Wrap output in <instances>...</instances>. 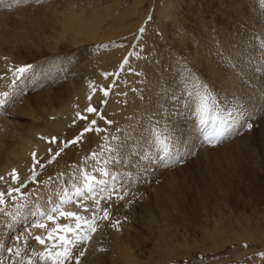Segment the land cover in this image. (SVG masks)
Returning a JSON list of instances; mask_svg holds the SVG:
<instances>
[{
  "label": "rangeland",
  "instance_id": "374dc122",
  "mask_svg": "<svg viewBox=\"0 0 264 264\" xmlns=\"http://www.w3.org/2000/svg\"><path fill=\"white\" fill-rule=\"evenodd\" d=\"M231 3H234L232 4L233 9L229 8ZM66 4L71 10L83 11L86 16L85 20L91 23L92 27L100 28L97 39L89 40L87 44L79 46L76 50L79 52L77 62L81 61L80 67L75 68L71 73L61 72V77H56L54 82L47 83L49 76L38 68L49 64L43 69L56 67L61 71L65 61H69L64 58L55 61L49 53L38 57L31 64L34 67L29 72V78L20 100L22 106L29 109L30 105L34 106L36 98L40 101V97L47 95L48 92L54 105L45 99L40 101L37 108L39 116H45L51 108L56 107L59 100H64L72 104L77 112L87 115L89 120L96 119V127L100 131L87 133L82 143L68 148L55 162L39 172L38 181H47L51 177V183L47 187L40 184L38 194L34 197V200L38 199L41 202V204L39 202L36 204L37 207L40 208V205L46 203V209L54 197L60 195L62 188L71 194L72 187L77 182L76 176L81 174V170H87L100 179L99 170L102 168L108 170L107 166L111 164L108 162L111 155L106 156L105 152L113 149L111 142L114 139H117L115 141L122 139L121 142L128 143L122 148L120 142L118 145L119 154L125 152L130 144L136 143L137 140L144 141L154 123L149 126L146 123H140L143 118L139 115L140 111L149 112L150 106L160 104L162 107H166L165 105H168L169 97H171V104L176 103L178 110L174 113L171 111L176 118H171L168 122L174 125L180 123L185 126L187 124L185 115L187 112L193 111L190 107L184 108L183 100H190V104L195 105L194 96H190L193 93V85L189 82V73L194 70L191 73L192 77L196 76V81L207 85L199 63L201 60L207 64L215 63V58L212 57L215 52L210 54L203 50L198 51L199 41H209L213 48H219V44L228 35L225 30L231 26L232 19L242 18L241 27L246 26V28H240L241 30L234 36H248L246 45H252L260 50L255 49L252 56L247 59L253 68H257V72H260V78L263 80L259 92L256 93L255 87L251 86V83L240 86L237 91L233 90L230 84L225 83L228 79L222 64H219L211 76V85L207 86L211 91L213 90V95L219 96L220 100L219 102L216 100V107L219 108L220 115H225L223 108L219 107L220 102H224L223 107L231 105L233 108L242 103L247 113L256 117L252 132L245 131L242 135L233 136L216 146L205 144L204 147L196 150L194 156L188 157L181 164L159 167L155 171L152 168L151 172L148 171V175L141 174L138 180L141 184L136 185L135 199H132L130 204L114 200L109 207L102 201V206L109 207L111 215L109 220L104 221L105 223L98 222V226L100 224L98 230H101L99 237L94 234V238L86 246L87 251L81 258V264H123L119 254L113 252L112 249V244L115 242L112 241V233L117 232L120 233L119 238H116L117 242L126 244L125 248H132V253L137 258L136 262L154 264V259L149 258L152 256L156 257L155 260L160 258L157 257L156 252H152L157 251V242L161 240V229L159 228L173 227L178 228L179 239L185 240L182 244L186 245L179 249L177 257L165 264H264V257L260 255L264 253L263 236L259 235L257 230L252 229L255 225H260L257 229L264 231V37H262L264 36L262 34L264 33V0H30V4L27 5L34 6L36 11L50 10V21L54 24L57 20L63 19V14H57V11L65 10ZM3 10L0 9V12ZM201 26L206 28L202 30ZM141 28L144 29L142 34L140 33ZM176 38L187 43L189 48H183L180 44L178 47H172L171 44L174 43L172 40H176ZM195 42H198L196 48ZM197 51L198 59H192L189 53L197 54ZM204 52L208 55L202 56ZM60 55L65 56V54H58L57 57ZM32 56H36L35 48L25 46L22 52L24 62L30 61ZM125 58L128 63L122 70L121 65ZM40 72L44 76L41 81L45 82L36 88L39 89L38 92H34L35 89L28 85ZM104 73H118L119 75L118 77L109 76L108 79H105ZM152 81L155 83L150 86ZM216 81L220 83H216ZM90 82L97 89L101 86L107 87L110 83L115 84L107 98L103 97L99 91L93 96L92 106L98 108L100 114L104 116L103 120L96 114L85 112L88 104L86 105V101L81 99L80 91L82 88L89 87ZM175 92H177L174 96L176 100L172 98V94ZM182 95L186 99H183ZM253 95L257 101L251 99ZM233 96L239 97V99L234 100ZM102 99H107V103L101 104ZM77 112L72 114L70 119L58 129L49 125L47 131L53 135L44 136L45 130L35 135L40 142L36 155L38 158H42V162L48 157V148L53 146L41 140L40 137L44 136L50 139L55 136L61 141L74 137L87 124V121L75 119ZM184 113L185 115H183ZM20 114L23 118L19 119V122L23 126H29L31 124L30 117L27 114ZM214 114H216L215 109L208 117L209 129L211 128V117ZM192 115L193 123L191 125L195 126V129L193 128L191 139H195L202 126L199 124V112L194 111ZM167 116L168 114L165 113L164 120H160V123H164L169 117ZM133 117H135V121L132 120ZM157 120L155 121L157 122ZM74 121L75 126H72ZM106 121H111V123H106ZM138 122L139 125L135 127L134 124H138ZM127 126L129 128L125 129ZM130 128L135 129L128 132L131 130ZM151 143V139H149L148 145ZM147 149L143 147L144 151ZM150 151L155 154L156 149L151 148ZM93 153H96V160L92 158ZM139 160L150 167L156 166L155 161L148 164L149 162L144 158H139ZM31 165H22L17 172L21 178L30 175ZM89 165L91 166L88 167ZM96 167L97 169L94 170ZM136 174L137 172H135ZM238 176L242 178V183L237 179ZM172 177H176L179 184L171 190L166 187L165 195L172 196L174 201L169 203L168 199L163 198L158 206L156 201H153L154 194L149 188L151 186L159 187L161 184L166 186ZM222 177L227 179L226 182L220 180ZM104 179H107L109 184L113 183L110 181L111 177H104ZM5 180L8 183L0 182V189L6 190L11 182L6 177ZM204 183L215 184L214 191L216 192L208 197H201L200 192L192 187L194 184L202 185ZM217 185L222 188L218 189ZM229 185L231 186L229 187ZM80 186L82 187V184ZM35 187L37 186L29 184L24 191L28 192ZM50 191L54 196L52 195V198L48 199L51 195ZM239 196H241V200L238 199ZM141 198L144 199L140 201ZM147 198L148 201L144 202ZM207 205L212 208L210 220L205 221V224L201 226L202 222L194 218L193 215L196 209L202 211ZM46 212L48 213V211ZM224 213H227L228 216L223 220L219 219ZM153 215L155 222L146 224ZM202 216L205 218L203 213ZM1 218H4L5 223L3 224L8 228L4 234L0 235V244L9 246L14 243L16 234L19 232L21 235L20 231L25 230L26 224L33 222L30 220L19 229L20 231L18 229L13 231L15 223H19L18 220L13 222L10 217L3 214H0ZM160 218H165V222L160 221ZM115 220L121 221L120 231L111 226ZM246 221H250L252 226L249 227L250 223ZM186 223L189 225L187 230L183 227ZM214 228H225L226 233L231 230L245 232L250 229L254 232V238L242 241L237 240L234 236H228V238L223 236L227 243L221 244L222 246L220 245L217 250L211 249L213 241L210 240V230ZM165 235H170V233ZM22 236L24 235L22 234ZM6 238H8V242L4 243ZM26 238L27 246L23 243L24 239L19 245L23 249L21 256L15 258L4 254L5 264H11L12 259L16 260V264H24V262L26 264L30 253H32L28 251V245L34 250V239L29 236ZM90 243L93 244L90 245Z\"/></svg>",
  "mask_w": 264,
  "mask_h": 264
},
{
  "label": "bare ground",
  "instance_id": "6f19581e",
  "mask_svg": "<svg viewBox=\"0 0 264 264\" xmlns=\"http://www.w3.org/2000/svg\"><path fill=\"white\" fill-rule=\"evenodd\" d=\"M27 4H30V0H19L18 3L14 2V0H3V3L0 4V9H4L3 11L0 12V76L5 77L4 79H0V92H8L10 96L8 104L5 106L3 110H0V176L6 177L9 181L11 180V177L9 174L11 173L12 169H16V171L18 172L21 169L22 165L30 166L32 164V153L33 152L37 153L36 151L37 147L40 146V142L39 140L36 139L35 135L43 132L44 130L46 131V134L44 136L53 135V133H51L50 131H47L48 126L50 125L54 129H58V127L64 125L66 121L70 119V116H72V114L77 112V109L72 104L68 103L67 101L59 100V103L56 105V107L51 108V110L45 116H39L37 113V108H38V103H40V101H44L45 99L51 105H54V101L49 97L48 92H47V95L40 97V101H38V99L36 98L34 100V106H31V105L30 107L28 106L29 109L24 108L20 100L21 95H17L18 89L13 88L11 86L10 82H11L12 77H11V73H9L7 69L9 67H12L14 69L15 67L32 64L33 62H35V60L38 57H42L46 55V53H49L52 55L51 57L54 58L55 61L61 60L63 58L69 61V62L65 61V63L63 64L64 67L63 69H61V71L57 70L56 67H49L48 69H43L49 64L44 65L42 68H38L39 70H41V72L44 71V73H46L49 76L47 83L54 82L56 80V77H61V74H60L61 72L71 73L74 71L75 68L78 69L80 67L81 61L77 62L79 52L76 49L81 45L87 44L89 40H96L97 34L100 31L99 27L97 26L92 27V24L85 20L86 16L83 14V11L71 10L68 4H66L65 10L57 11V14L58 13L63 14V19L57 20L54 24H52L53 22L50 21V10L41 9V10L36 11L34 6H30ZM232 4L234 3L230 4L229 6L230 9H233ZM47 7H52V6H47ZM238 10L240 11L241 8ZM242 22H243L242 18L232 19L230 23L231 26H229V28L225 30L228 35L219 44V48L217 49L213 48L212 45L209 43V41H206V40L199 41L198 51L203 50L210 54L211 53L213 54V52H215L212 55V57L215 58L214 60L215 63L207 64L206 62H204V60H201L199 63V66H200L201 72L203 73V76L206 78L205 81L208 86L211 85V76L215 73L216 68L219 67V64H222L225 70V73H226V77L228 79V81L225 83L230 84L233 90L237 91L240 89V86H245L251 83V86L255 87V91L256 93H258L259 88L262 86L261 83H263L262 82L263 80H261L262 78H260V72L259 73L257 72V68H253V66H251V63H249V61L247 60L248 58H250V56H252L254 50L257 49V47H252V45H246L248 41V36L246 35H245L246 37L245 36L244 37L234 36L242 28L243 29L246 28V26L241 27ZM51 24H52V27H50ZM200 28H202L203 30L206 27L201 26ZM176 40H172L174 42L171 44L172 47H178V44H180L183 48H186V47L189 48V45H187V43L183 41H179L180 39H177V38ZM250 42H253V41H250ZM194 45L196 48L198 46V42H195ZM25 46L35 48L36 50V56H32L31 60L29 59L30 61H27V62H24L22 58V52L24 51ZM70 51H73V52H70ZM198 51H197V54L190 52L189 56H191L192 59H195V58L198 59L199 57ZM205 52L202 53V56L208 55ZM58 54H65V56L60 55V57H57ZM33 67L34 66H32V69ZM193 68H194V65H193ZM41 72L28 85V86H31L32 89H35L34 92H38L39 89H36V88L41 86L45 82V81H41L44 78ZM195 77L196 76L192 77V79L195 80L196 79ZM28 78H29V73L27 74L26 78L22 79V81L19 82V87L25 89V84H27ZM154 83L155 81H152V83H150V86H153ZM216 83H220V82L216 81ZM190 84L193 85L191 82ZM193 92H194V89H193ZM176 93L177 92L172 94L173 99ZM89 94H91V89L89 87L82 88L80 91V97L82 100L86 101V105L89 104V101L87 99ZM181 97L183 99L184 98L186 99L184 95H182ZM214 97H216V100L219 102L220 100L218 98L219 96L214 95ZM194 98L196 100L195 96ZM251 99L253 101H257V98L254 95L251 97ZM170 100H171V97H169L168 105H165L166 107H162V104H160V105L150 106L148 108L149 112L140 111L139 115L143 116L140 123H146L147 126H149L151 123L155 124L156 123L155 120L158 119V117L164 118L165 113L168 114L169 116V113H171V111H173V113L177 112L178 109H176L177 108L176 103L171 104ZM183 102H184L183 103L184 108L190 107V109L193 111V108L195 105H191L190 100L189 101L183 100ZM172 108L173 110H170ZM42 109H44V107H42ZM193 112H187V115H185V113L183 114L185 115V119L187 123L185 126H182L180 123H177L175 125L179 133L183 135L186 141H189L191 137H193V128L195 129V126L191 125L193 123L192 122ZM20 113H23L24 115L27 114V116L30 117L31 124L29 126H23L19 122V119L23 118L22 114ZM171 118L174 119L176 117L175 115H172L171 113ZM151 119H154V120L151 121ZM132 120L135 121V117H133ZM134 125L135 127H137L139 125V122L138 124L135 123ZM128 128H129L128 126L125 127V129H128ZM130 129L131 130H128V132L134 130L135 128H130ZM128 132L126 136L128 135ZM115 140L117 139H114L111 142V147L113 149L111 151L105 152V155L106 156L111 155V157L109 158L110 161H108L109 163H111V161L114 160L115 158L117 157L119 158L115 160V164L111 163L107 167L109 171H112L113 168L118 170V172H116V174L119 176V180L117 181V183L122 185L123 188H126L130 191L131 195L125 197V200L122 201L123 204H127L128 201L135 199L134 196L136 195V192L134 189L136 188V185L140 183V181H138L139 176L145 173H146L145 174L146 176L149 174V172H151L152 168H154V171H155L159 167L155 165H154L155 167H150L146 165V163L143 164L139 160V158L141 159L144 158L142 153H147L150 151L149 146L145 145V141L137 140L136 143L130 144L127 150L125 152L123 151L121 155L119 154L120 149L118 148V145L120 144L122 139H119L118 141H115ZM44 141L47 142L46 140ZM127 144L128 143L121 142V147L123 148L125 145L127 146ZM143 147L145 149L147 148L148 149L144 151ZM145 160L149 162L147 159ZM100 161H102V159H100ZM90 166L91 165H89L88 167ZM145 168H147L149 172L148 171L145 172L144 171ZM96 169L97 167L94 168V170ZM135 172H137L136 175H135ZM72 175H75V174H72ZM76 177H77V182L75 183V185L80 186L83 183L82 176L81 174H79ZM99 177L100 179L102 178V176H99ZM131 178L132 180L130 181ZM102 179H104V177ZM237 179L240 180V183H242V178L240 176H238ZM220 180L226 182L227 179L222 177L220 178ZM110 181L112 182V180ZM178 184H179L178 179L176 177H172V179H170L167 182L166 186L164 184H161L159 187L151 186L149 189L154 194L153 201H156L158 206H159L160 201L163 198L168 199L169 203L173 202L174 200L172 196L165 195L166 194L165 188L167 187L170 190L175 189ZM217 186H218V189L222 188V186L220 185H217ZM230 186L231 185H229V187ZM55 187L57 186L55 185ZM214 187H215V184L204 183L202 185L194 184L192 188H194V190H198L200 192L201 197H204V196L208 197L210 195H213L216 192L214 191ZM44 189L42 190L44 191ZM44 194L46 193L44 192ZM52 195L53 193L51 192V195L48 197V199H51ZM61 195L62 193L60 191V195L59 194L56 195L53 199L55 200L57 204H59L58 201L61 198ZM221 195L223 194L221 193ZM42 196L45 197L44 195ZM193 198H195L194 195H193ZM143 199L144 198H141L140 201ZM238 199L241 200V196H239ZM147 201H148V198L145 199L144 202H147ZM43 202L44 201L42 199V203ZM87 202H88L87 203L88 206L91 208L92 207L91 201H87ZM39 203L41 204L40 201ZM51 205L53 204L52 203L50 205L48 204V207H50ZM237 205L239 206V203H237ZM45 206H47L46 203H44L43 205H40L39 209L40 211H43L47 214L46 211H49L50 209L46 210L48 207L45 209ZM61 207L65 211H80V209L76 207L75 202L65 203L61 205ZM211 212H212V208L207 205V207L205 206L204 210L202 211H198L196 209L193 217L198 219L200 222H202L201 223V226H202L205 224V221L210 220ZM202 213L205 215L206 219L202 216ZM118 216L120 217V215ZM221 216L222 217L219 219L223 220L224 218L228 216V214L224 213ZM38 219H40V217L38 216H30L28 217L27 221L23 219H19L18 220L19 223H15L13 227L14 228L13 231L17 229L18 230L21 229V227H23V225L25 223H28V221L30 220L34 222ZM164 220L166 219L160 218V221L165 222ZM102 222L105 223L104 221H101L100 224ZM154 222H155V216L153 215L151 219L147 220L146 224H152ZM246 222L250 223L248 225L249 227L252 226L250 221H246ZM3 223H5L4 218H1L0 219V235L4 234L6 228H8V227H5ZM45 223L48 224L49 230L52 227H54V225H52L50 222L45 221ZM59 223L74 224V221L61 219L59 220ZM259 226L260 225H255L254 227H252V229L257 230L256 232L259 235H262L263 236L262 238L264 239V231L257 229ZM183 227L186 230L189 229V225L187 223ZM159 229H161V237H160L161 240L157 242L158 244L157 251H152V252L153 253L156 252L157 257H160V258L158 260H155L156 257L152 256L149 259H154L155 261L154 264H165L166 262L171 261L175 257H177L176 255L179 252V249H181L182 247L184 248L186 244L185 243L182 244L185 240L182 241L181 239H179L180 232L178 228L173 227V228H167V229L166 228H159ZM30 230L33 232L34 235L44 234V230H40V229H30ZM210 231H211L210 240L213 241L211 249H216V250L220 247L221 244L227 243L225 241L226 239H224L223 236L227 238L228 236H234L237 240L239 239L242 241H246L247 238H254L253 237L254 232L253 230H250V229H247L245 232L244 231L234 232L233 230H231V232L229 233H226L225 228H221V229L214 228ZM100 232L101 230H98L97 233H95V235H97L96 237H99ZM20 233L24 235L22 236L21 234L22 239H25L27 236V232L24 230L23 232L20 231ZM117 233L115 234L112 233L113 235L112 241H115L114 244H112L113 252L119 254L121 260L123 261V264H141V262L135 261L137 258L132 253V248H128V247L125 248L126 244H123V243L121 244L120 242L119 243L117 242L116 238H119V234H120L119 232ZM168 233H170V235H165ZM183 233H186V232H183ZM6 242H8V238L4 240V243ZM29 243L31 244L30 241ZM92 244L93 243H90V245ZM28 246H29V250L28 249L27 250L29 252H32L30 253L29 258L32 259L33 264H46V262L41 261L39 258V253L43 250L42 246L38 245L35 242V240H34V245H33L34 250L31 249L30 245ZM178 256H181V255H178Z\"/></svg>",
  "mask_w": 264,
  "mask_h": 264
},
{
  "label": "snow or ice",
  "instance_id": "6c2138e0",
  "mask_svg": "<svg viewBox=\"0 0 264 264\" xmlns=\"http://www.w3.org/2000/svg\"><path fill=\"white\" fill-rule=\"evenodd\" d=\"M14 2L18 3L19 0H14ZM2 3L3 0H0V4ZM143 32L144 29L141 28L140 33L142 34ZM127 63L128 60L125 58L121 65L122 70ZM7 71L11 73V86L18 89L17 95H22L24 89L19 87V82L26 78L27 74L32 71V65L28 64L15 67L14 69L9 67ZM103 75L105 79H108L109 76L118 77L119 74L104 73ZM4 78V76H0V79ZM189 82L193 84L194 89V92L190 96L196 97L193 111H197L200 114L199 124L202 127L200 128L199 135L195 139L186 141L176 126L168 122L171 120V113L164 123H160V120H164L163 117L158 118L153 127L149 129V135L144 138L145 145H148V141L151 139L152 143L148 146L150 149H156L155 154L151 151L142 153L144 159H147L149 163L155 161L157 167H171L176 164H181L188 157L194 156L196 150L204 147L205 144L216 146L233 136L242 135L245 131L252 132L254 128L256 117L249 115L242 103H239L233 108L231 105L229 107H223L224 102H220L219 107H222L225 113V115H220L219 108L216 107V97H214L208 86L192 79L191 73H189ZM114 87L115 84L110 83L107 87L101 86L97 89L90 82L89 88L91 89V94L87 98L89 104L85 112L88 114H96L103 120L104 116L100 114L97 107L92 106L91 101L97 91L103 97L107 98ZM9 99L8 92H0V110L5 108ZM232 99L238 100L239 97L233 96ZM100 103L106 104L107 99H102ZM214 109L216 110V114L211 117V128L209 129L208 117ZM75 119L87 121V124L74 137L62 141L58 140L55 136L50 139L41 136V140H46L49 145L53 146L47 150V159L42 162V158H38L36 153L33 152L32 165L29 170L30 175L21 178L16 169H12L9 174L11 177L10 184H8L6 190L0 189V214L10 217L13 222L19 219L27 221L30 216L40 217V219L26 224L25 231L27 232V236L32 237L38 245L42 246L43 250L39 253V258L41 261L46 262V264H81V258L85 256L87 251L86 246L98 231V222L109 220L111 215L109 211L111 202L113 200L124 201L125 197L131 195L128 189L123 188L122 185L117 183L119 176L113 174L118 172L117 169L113 168L111 172L106 168L99 170L100 176L111 177L113 182L111 184H109L107 179H97L95 174H90L87 170H81L82 187L74 184L71 194L62 188L59 204L53 200V206L47 214L40 211L39 208H36V204L39 201L33 198L37 196L40 184L42 183L44 186H47L51 183V177L47 181H38L37 177L39 172L55 162L68 148L82 143L87 133L100 131L96 127V119L89 120L87 115H83L80 112L75 114ZM106 123H111V121H106ZM72 126H75V121ZM92 158L96 160V153L92 154ZM111 163L115 164V160H112ZM144 171L147 172L148 169L145 168ZM0 182L8 183L3 176H0ZM29 184L36 185L37 187L25 192L24 189L28 188ZM87 201H91V208L88 206ZM102 201L108 204L109 207H103ZM69 202H75L76 207L80 211L63 210L61 205ZM128 203L130 204L132 201H128ZM61 219L74 221V224H61L59 223ZM45 221L50 222L54 227L49 230L48 224ZM120 225L121 221L115 220L111 226L117 231H120ZM30 229L44 230V234L34 235ZM21 240V235L17 233L15 241L11 246L0 244V264H5V260L3 259L4 254L8 257L15 258L21 256L23 251L19 246ZM23 243L27 246L28 241L26 238L23 240ZM260 255L264 257V253ZM11 264H16V260L12 259ZM26 264H33L32 259L29 258Z\"/></svg>",
  "mask_w": 264,
  "mask_h": 264
}]
</instances>
